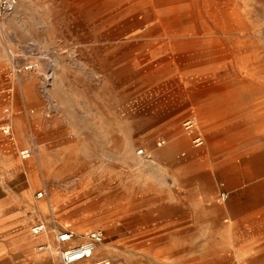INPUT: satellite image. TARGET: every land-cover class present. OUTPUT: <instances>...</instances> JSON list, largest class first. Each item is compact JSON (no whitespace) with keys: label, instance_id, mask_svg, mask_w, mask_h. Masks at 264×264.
I'll list each match as a JSON object with an SVG mask.
<instances>
[{"label":"rangeland","instance_id":"rangeland-1","mask_svg":"<svg viewBox=\"0 0 264 264\" xmlns=\"http://www.w3.org/2000/svg\"><path fill=\"white\" fill-rule=\"evenodd\" d=\"M147 1L19 0L0 19V156L22 170L0 179L4 192L31 188V199L47 209L29 219H47L49 233L58 225L104 228L105 264H178L179 233L139 225L189 199L208 219L196 230V241L204 238L193 245L196 255L224 252L228 264H264V0H195L211 28L191 38L200 46L158 55L152 50L169 37L150 28L158 21H137ZM216 39L224 52L211 46ZM29 61L39 69L15 73V64ZM37 118L69 127L61 147H40ZM188 119L197 123L193 132ZM197 134L205 137L201 147ZM25 148L33 150L27 159ZM180 186L197 192L179 197ZM150 205L161 207L142 212Z\"/></svg>","mask_w":264,"mask_h":264},{"label":"crops","instance_id":"crops-1","mask_svg":"<svg viewBox=\"0 0 264 264\" xmlns=\"http://www.w3.org/2000/svg\"><path fill=\"white\" fill-rule=\"evenodd\" d=\"M3 54L4 41H0V56L2 57ZM1 57L0 61H2ZM34 84L35 86L38 85V83ZM4 85L5 83L0 82V86L2 88ZM37 90V95H35L36 103L34 104L39 110H41L44 108V105L41 103L42 100L40 99V90L38 88ZM2 94H4L3 89H0V95ZM21 96L22 101L20 107L24 110L29 97L26 94H22ZM4 121L5 117L0 111L1 150L6 147L4 133L2 132ZM35 123V130L37 132L36 139L38 144H40V147L46 149L52 146L61 147L63 145V133L68 132L69 129L67 125L52 121H44L43 118H37ZM223 158L224 157H222V159ZM46 159L47 157L45 156V160ZM192 169L198 170L197 167L192 166L189 170L191 174L194 172ZM11 170H17V172L18 170L22 171L20 163L18 161H10L5 157L4 153H1L0 179L4 178ZM119 186L121 185L119 184ZM4 188L3 184L0 183V264H56V262L60 264L59 260L53 257L48 251H42L37 248L39 244L45 242L47 239H43L42 236L35 237L31 232L32 226L39 222H46L48 226L51 227L52 223L44 217L37 218L33 222L30 221V216H28L29 213L37 211L45 213L41 204H36L31 199V188L12 195H7L4 192ZM178 189L179 191L175 194L179 197L183 195L184 197L191 196L193 193L197 192L195 186L185 187L184 189L180 186ZM173 202L174 203L170 204V207L164 208L165 210L163 211L165 214H161L159 211L158 213L160 214L156 215L157 219L148 221V223L143 225L140 224L139 228H146L149 231L159 228L163 230L172 228L175 230L174 234L179 233L182 238L180 243L182 244L179 247L178 252L173 256V258L177 260L178 264H180V261H183L184 264H196L199 260L207 261L206 264H228L227 262L229 260V256L224 252L218 254L217 256L208 258L196 255V252L194 251L195 247L193 245L196 244V242L199 243V241L203 242L204 239L198 238V241H196V230H198L199 226L203 225L205 221L208 222V219H201V217L197 215L198 209L189 199L183 200L180 198ZM160 207L161 206H158L157 208L150 205L148 207H144L142 212L156 213L157 209L159 210ZM222 216H224V214H222ZM220 223L221 226L227 225L226 214L225 219L223 218ZM59 226L62 227L61 225ZM200 234L201 232L198 233L199 237ZM103 244L99 246L96 253V258L100 260H103L107 250V248H103ZM183 244L186 246L182 247ZM182 255L184 256L183 259ZM103 262L105 261L103 260Z\"/></svg>","mask_w":264,"mask_h":264},{"label":"built area","instance_id":"built-area-1","mask_svg":"<svg viewBox=\"0 0 264 264\" xmlns=\"http://www.w3.org/2000/svg\"><path fill=\"white\" fill-rule=\"evenodd\" d=\"M19 4V0H0V19H4L7 15L12 14ZM40 67L36 61H29L22 65L15 64V73L31 72L38 70ZM52 74L44 76L43 88H48L52 85ZM197 123L194 119H188L184 122L187 131L193 132ZM10 132V129L8 130ZM164 140H160L158 145L164 144ZM193 143L197 147L205 144V137L197 134L193 138ZM23 159L31 157L33 154L32 148H25L20 152ZM140 156H146L145 148L138 150ZM47 195L45 190H40L36 193L37 199H43ZM227 196L225 195V198ZM31 232L35 237L43 236L49 233V226L46 222H39L32 226ZM106 240V230L102 227L89 229L85 232H77L71 228H63L56 226L51 237H48L45 242L39 244L37 248L42 251H48L53 257L59 260L60 264H104L103 260L96 258V253L101 244Z\"/></svg>","mask_w":264,"mask_h":264},{"label":"bare ground","instance_id":"bare-ground-1","mask_svg":"<svg viewBox=\"0 0 264 264\" xmlns=\"http://www.w3.org/2000/svg\"><path fill=\"white\" fill-rule=\"evenodd\" d=\"M145 4L146 7L144 6V9L142 11L143 14L141 13V15H136L137 21L140 22L148 20L150 22H153L154 20H156L158 22H156L150 28L156 30V35H158L159 31L162 30L163 32H166V35L169 37L167 39H164L165 46L160 45L152 50V52L156 55L163 54V52H165V50H168L169 48L178 51H185L187 49L196 48L200 45H197L196 40L191 38L196 36V34L200 33L202 30L205 31L211 29L209 27L210 22H208L203 16L201 8H199V5L195 0H173L160 4L154 0H150L145 2ZM162 8H165L163 10L166 15L160 14ZM148 35L151 36V34ZM212 43V47H214L215 49L219 48L217 50L218 53L224 52L221 47L222 41L220 39H216L215 41H212ZM147 56L149 57V55ZM200 87L204 88L203 86ZM151 163H153L152 165L154 167L155 162L152 161ZM41 207L43 210L47 209V204L44 202L41 204ZM42 237L43 239H47L48 237H51V233H48L47 235L44 234Z\"/></svg>","mask_w":264,"mask_h":264}]
</instances>
